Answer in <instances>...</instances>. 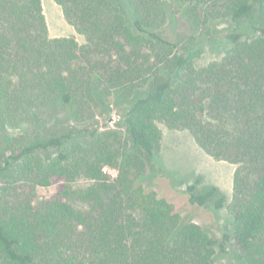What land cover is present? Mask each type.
Wrapping results in <instances>:
<instances>
[{"label": "trees", "instance_id": "1", "mask_svg": "<svg viewBox=\"0 0 264 264\" xmlns=\"http://www.w3.org/2000/svg\"><path fill=\"white\" fill-rule=\"evenodd\" d=\"M54 1L83 44L0 0V264H264V0ZM161 125L235 166L220 240L153 189ZM185 194L226 205L201 177Z\"/></svg>", "mask_w": 264, "mask_h": 264}, {"label": "rangeland", "instance_id": "2", "mask_svg": "<svg viewBox=\"0 0 264 264\" xmlns=\"http://www.w3.org/2000/svg\"><path fill=\"white\" fill-rule=\"evenodd\" d=\"M44 15L47 21L49 37H74L79 44L85 39L76 33L65 16L61 7L54 0H41ZM177 20L176 34H186L187 28L184 25V12H179L174 17ZM224 45L205 46L202 57L197 60V66H204L207 63L219 59L225 51ZM117 112L109 119L112 126L117 120ZM162 139L160 150V165L162 173L157 181L155 189L158 194L173 205L175 211L187 220L208 229V232L215 239L220 240L222 233L229 229L230 216L227 209L232 199V183L235 166L233 164L218 161L205 152L196 144L193 136L188 131H175L161 125ZM105 172L113 179L117 176L115 169L106 167ZM201 177L203 184L214 185L224 194L226 205L219 211H209L188 203L185 194L186 187ZM56 192V186L39 187L37 189V200H46ZM74 205H77L74 203ZM217 264H229L228 257L219 258Z\"/></svg>", "mask_w": 264, "mask_h": 264}]
</instances>
